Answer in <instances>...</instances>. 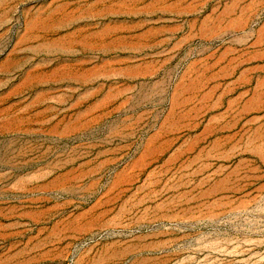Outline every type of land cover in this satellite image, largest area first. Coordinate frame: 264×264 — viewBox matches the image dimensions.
Instances as JSON below:
<instances>
[{
    "label": "rangeland",
    "instance_id": "1",
    "mask_svg": "<svg viewBox=\"0 0 264 264\" xmlns=\"http://www.w3.org/2000/svg\"><path fill=\"white\" fill-rule=\"evenodd\" d=\"M0 264H264V0H0Z\"/></svg>",
    "mask_w": 264,
    "mask_h": 264
}]
</instances>
